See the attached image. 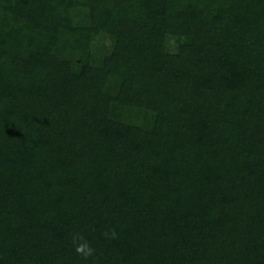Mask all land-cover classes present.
Listing matches in <instances>:
<instances>
[{
	"label": "trees",
	"instance_id": "trees-1",
	"mask_svg": "<svg viewBox=\"0 0 264 264\" xmlns=\"http://www.w3.org/2000/svg\"><path fill=\"white\" fill-rule=\"evenodd\" d=\"M0 264H264V0H0Z\"/></svg>",
	"mask_w": 264,
	"mask_h": 264
},
{
	"label": "clouds",
	"instance_id": "clouds-1",
	"mask_svg": "<svg viewBox=\"0 0 264 264\" xmlns=\"http://www.w3.org/2000/svg\"><path fill=\"white\" fill-rule=\"evenodd\" d=\"M105 235H108V233H105ZM115 237L116 232L115 230H112L111 238L114 239ZM72 242L76 254L83 259L87 260L95 255L96 250L91 246L90 242L85 239V237L81 233L77 232L72 234Z\"/></svg>",
	"mask_w": 264,
	"mask_h": 264
}]
</instances>
